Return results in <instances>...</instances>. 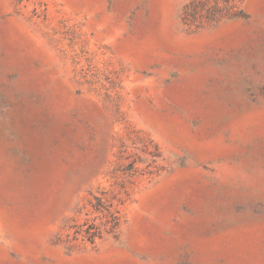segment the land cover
<instances>
[{
	"label": "rangeland",
	"instance_id": "obj_1",
	"mask_svg": "<svg viewBox=\"0 0 264 264\" xmlns=\"http://www.w3.org/2000/svg\"><path fill=\"white\" fill-rule=\"evenodd\" d=\"M0 264H264V0H0Z\"/></svg>",
	"mask_w": 264,
	"mask_h": 264
}]
</instances>
